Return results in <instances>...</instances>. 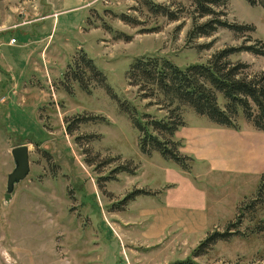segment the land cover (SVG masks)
Instances as JSON below:
<instances>
[{
    "label": "rangeland",
    "instance_id": "374dc122",
    "mask_svg": "<svg viewBox=\"0 0 264 264\" xmlns=\"http://www.w3.org/2000/svg\"><path fill=\"white\" fill-rule=\"evenodd\" d=\"M153 1L170 4L180 17L155 14L143 0H94L70 9L64 8L81 2L0 0V264L264 262V184L262 198L247 206L264 182V130L243 116L238 128L219 124L183 105L185 123L176 137L193 157L183 169L157 150L143 153L123 109L128 103L165 113L128 83L135 56L156 54L185 65L244 36L248 43L264 40V8L227 0L226 17L255 29L240 36L219 27L189 40L191 1ZM78 48L104 73L105 85L92 81L87 92L72 79L65 87L64 72ZM231 58L248 62L250 73L264 69V55L241 50ZM83 115L105 119L81 120L66 132ZM20 144L28 146L29 171L7 191L15 167L11 149ZM135 189L145 192L125 200ZM238 217L236 227L229 224ZM231 229L237 232L193 252L208 233Z\"/></svg>",
    "mask_w": 264,
    "mask_h": 264
},
{
    "label": "trees",
    "instance_id": "16d2710c",
    "mask_svg": "<svg viewBox=\"0 0 264 264\" xmlns=\"http://www.w3.org/2000/svg\"><path fill=\"white\" fill-rule=\"evenodd\" d=\"M190 1L193 8L191 26L187 30L189 40L212 35L219 27H226L240 36L255 29L252 23L237 22L226 17V11L222 7L227 0ZM247 1L250 4H260L264 8V0ZM143 3L155 14H163L169 19L180 17L179 11L171 8L170 4L153 0H143ZM121 17L129 22H138L126 13H121ZM202 17L205 19L201 20ZM248 40H251V37L244 36V40L239 44H226L216 48L205 61L185 65L176 64L171 59L156 54H141L133 58L125 73L128 83L136 86L140 98L148 99L147 105L158 104L165 109L164 114L157 116L149 111H138L136 106L123 103V109L130 113L132 124L138 130V146L143 153L149 154L157 150L163 157L176 161L183 169L191 167L193 157L180 149L182 141L176 137V130L185 123L183 105L190 106L196 113L206 115L219 124L238 128L237 118L243 116L254 127L264 130V69L250 73L248 62L231 58L232 53L241 50L264 55L263 39L257 37L249 43ZM210 44L211 41L200 43L199 47H208ZM76 52L73 62L69 63L67 71L64 72L65 87L69 89L72 79L78 80L87 92L91 91L92 81L105 85V75L96 67L93 59L82 48H78ZM97 116L101 120L105 119L103 115H83L74 117L73 120L66 119L71 120L66 132L76 129L81 120H95ZM121 166L124 170L128 169L126 163ZM262 184L264 182L259 184L257 195L247 206L253 208L254 200L262 198L261 195L259 197ZM141 192L145 191L132 190L124 199H131ZM239 222L241 221L238 217L235 222L229 224L236 227ZM232 230H214L208 233L193 252H203L204 247L215 240L237 232ZM179 263L193 264L186 260H180Z\"/></svg>",
    "mask_w": 264,
    "mask_h": 264
},
{
    "label": "water",
    "instance_id": "95a60500",
    "mask_svg": "<svg viewBox=\"0 0 264 264\" xmlns=\"http://www.w3.org/2000/svg\"><path fill=\"white\" fill-rule=\"evenodd\" d=\"M15 161L14 169L8 174L7 191L12 189L14 181L23 178L29 171L28 146L26 144L15 145L11 149Z\"/></svg>",
    "mask_w": 264,
    "mask_h": 264
},
{
    "label": "crops",
    "instance_id": "0c3cea01",
    "mask_svg": "<svg viewBox=\"0 0 264 264\" xmlns=\"http://www.w3.org/2000/svg\"><path fill=\"white\" fill-rule=\"evenodd\" d=\"M55 1H60V0H46V2L49 3V4L55 3ZM65 1H75V0H65ZM77 1H80L81 3L79 5H76V6H70V5H68L64 9H70V8L77 7V6H86L88 3H90V2H92L94 0H77ZM57 12L58 11L45 12L43 19L47 18V16H50L52 13H57Z\"/></svg>",
    "mask_w": 264,
    "mask_h": 264
},
{
    "label": "built area",
    "instance_id": "2783aa9c",
    "mask_svg": "<svg viewBox=\"0 0 264 264\" xmlns=\"http://www.w3.org/2000/svg\"><path fill=\"white\" fill-rule=\"evenodd\" d=\"M14 41H15V38L11 37L10 42H14Z\"/></svg>",
    "mask_w": 264,
    "mask_h": 264
}]
</instances>
